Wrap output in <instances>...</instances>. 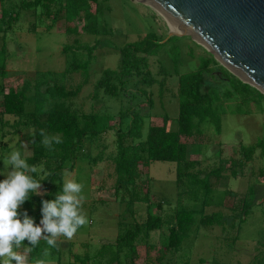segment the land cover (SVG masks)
Returning a JSON list of instances; mask_svg holds the SVG:
<instances>
[{"label": "rangeland", "instance_id": "obj_1", "mask_svg": "<svg viewBox=\"0 0 264 264\" xmlns=\"http://www.w3.org/2000/svg\"><path fill=\"white\" fill-rule=\"evenodd\" d=\"M20 2L0 0V14L3 8L14 14L12 11L19 7ZM99 8L98 34L83 32L81 27L84 21L81 19L69 22L60 18L52 29L47 30L46 24L38 25L40 19L35 9L22 10L18 20L0 34V49L4 45L7 48L6 90L10 87L21 88L28 82V95H33L37 87L45 85L47 81L64 84L68 88L75 87L83 82L84 76L81 72L63 73L69 59L63 53L64 46L94 44L98 41L99 46L91 59L88 82L83 84L79 95L69 101L71 107L79 113L109 112L115 116L113 123L118 124L120 109L142 102L148 110L143 126L144 137L151 124L164 122L166 114L176 124L179 113L178 73L195 70L201 56L207 54V49L186 34L170 40L157 55L151 56V70L159 80L148 88L151 101L138 93V88L144 86L135 82L128 85L131 88L129 94L124 93L119 99L103 93L94 97V84L103 69L120 65L122 46L149 31H155L160 38H165L171 29L166 17L140 0H100ZM49 22L46 20V23ZM74 26L80 28L78 33L68 30V27ZM174 44L180 47L178 64L170 51ZM78 54L80 60L87 58L85 51L80 50ZM213 68L215 72L207 75L206 83L209 88L219 87L222 90V75L217 66ZM51 102L48 98L47 107ZM151 102L153 105L148 107ZM215 104L221 107V132H216L213 123L204 122L200 125V133L182 137V141L188 144L190 158L199 160L197 167L203 172L223 167L219 177L210 178L213 190L209 196H202L199 190L198 198L185 196L179 199L177 163L153 160L149 166H141V177L137 180V191L144 195L149 189L151 203L135 201L129 204L128 197L121 199L115 194L116 173L111 158L116 150L114 131L103 134L95 141L88 140L85 157L76 160L74 170L64 173V181L73 180L81 185V193L78 194L81 199L80 214L86 217L87 222L71 238L55 237V246H47L46 264H68L76 253L94 257L104 244L106 254L103 261L100 259L98 263L100 257H94L89 264H109L107 259L113 255L107 243L115 241L120 233L126 231L127 225L133 226L137 221L146 220L150 209L170 219L179 203L197 210V224L180 247L168 252L159 262L161 239L168 233L165 226L153 230L149 237L141 234L133 255L124 248L119 256L120 264H264V156L257 149L253 158L247 161L241 150V145L249 146L259 139L264 140V100L260 102V109L253 100L242 102L238 95L226 97L221 94ZM239 107L243 112H232ZM26 109L33 111L34 104H26ZM3 119L7 123L0 129V159L12 150H20L27 158L32 154L29 136L35 131L34 128L16 125L17 118L12 115H4ZM99 153L103 159L91 163L89 157ZM57 163L51 156L46 161L47 168ZM7 171L9 168L0 162V178ZM37 193L44 196L46 190L38 188ZM158 202H162L161 210L156 207ZM245 204L249 208L247 215L243 216ZM213 212L224 214L222 225H199L201 213ZM41 220L42 215L39 224L35 225H41ZM42 233L46 238L50 236V233ZM11 264H15V261Z\"/></svg>", "mask_w": 264, "mask_h": 264}, {"label": "trees", "instance_id": "obj_2", "mask_svg": "<svg viewBox=\"0 0 264 264\" xmlns=\"http://www.w3.org/2000/svg\"><path fill=\"white\" fill-rule=\"evenodd\" d=\"M99 4L100 0H21L19 7L12 11L14 14L9 13L5 8L2 9L0 34L18 20L22 10L30 9L36 10L40 19L38 25L46 24L47 30L52 29L60 18L69 22L81 19L84 21L81 27L83 32L98 34L100 32ZM46 20L50 22L46 23ZM68 30L78 33L80 28L74 26L68 27ZM178 37L174 35L163 41L165 38H160L155 31H149L139 35L136 40L126 43L120 48V65L116 68L103 69L96 80L94 97L103 93L119 99L122 94H129L131 88L128 85L135 82L136 85L144 86L138 88V93L151 101V91L148 88L159 80L151 70L150 58L157 55L166 43ZM98 46V41L94 44L65 45L63 53L69 59L63 73L81 72L84 76L83 82L73 88H68L64 84L47 81L44 83V87H37L33 95H28L30 90L28 82H25L21 88L10 87L6 90L4 80L7 76V48L4 45L0 49V129L6 122L3 119L4 115L16 117V125L23 124L34 128L35 131L29 136L32 154L27 156V159L30 164L42 166L38 167L36 172H30L28 175L40 180L39 188L46 190V195L38 194L37 190L30 192L29 198L18 208L19 214L21 216L26 214L33 220L34 225L39 224L42 203L55 198L62 190L65 171L74 170L76 160L85 157L86 142L88 140L95 141L110 131H114L116 136V150L111 158L116 173L114 188L117 198L128 197L129 204L135 201L151 203L149 189L145 191L144 195H140L137 191V180L141 177V166L147 167L153 160L177 163L179 199H183L185 196L198 198L199 190L202 191V196H209L213 190L210 178L212 176L219 177L223 167L203 172L197 167L199 160L190 158L188 144L182 141V137L200 133V125L204 122L213 123L216 132H221L222 117L219 111L221 107L215 104L221 98V94L226 97L238 95L242 102L253 100L262 109L260 102L264 100V94L231 73L207 50V54L201 56L195 70L178 73L179 113L177 122L171 129L167 128V121L170 117L166 114L164 124H151L144 137L143 126L148 110L142 105V102L127 109H120L118 124L113 123L115 116L109 112L79 113L71 107L69 101L77 97L83 84L88 82L91 59ZM80 50L87 53L86 59L78 58ZM170 51L174 62L178 64L180 47L174 44ZM213 66H217L218 72L222 75L221 79L224 82L221 85L222 90L219 87L209 88L206 83L207 75H213L215 72ZM160 84L162 85L161 81ZM48 98L52 100L49 107H47ZM30 103L34 104L33 111L26 109V104ZM152 105L151 102L148 107ZM232 112H243V109L239 107ZM48 137L49 140H47ZM257 149H260L261 155L264 156V140L259 139L249 146L241 145L243 156L247 161L253 158ZM50 156L54 157L58 163L47 168L46 161ZM101 159H103L101 153L89 157L93 164ZM56 184L57 186H54ZM156 207L161 210L162 202H158ZM248 208L246 204L243 206V216L247 215ZM196 213L197 210L187 208L182 203H179L178 207L174 209L170 219L150 209L146 220L137 221L133 226L127 225L126 231L120 233L115 241L107 243L111 249V255H113L107 259V262L120 264L119 256L124 248H127L130 251H128L129 254L133 255L136 253L137 238L141 234L144 237H149L153 230H159L166 226L168 233L161 239L162 250L158 257L161 262L168 252L179 248L183 240L188 237L197 224ZM224 219L222 212L201 213L199 225H222ZM40 240V243L32 245L25 238L21 241L19 251L28 248L31 251L27 255L31 260H44L47 245L43 243V240L46 239L40 238ZM105 246L104 244L94 256L95 258L100 257L98 263H100V259L105 258ZM112 246L116 248L113 249ZM94 257L77 255L68 264H89Z\"/></svg>", "mask_w": 264, "mask_h": 264}, {"label": "water", "instance_id": "obj_3", "mask_svg": "<svg viewBox=\"0 0 264 264\" xmlns=\"http://www.w3.org/2000/svg\"><path fill=\"white\" fill-rule=\"evenodd\" d=\"M140 1L156 5L183 28L170 29L163 41L191 35L221 65L264 94V0Z\"/></svg>", "mask_w": 264, "mask_h": 264}, {"label": "clouds", "instance_id": "obj_4", "mask_svg": "<svg viewBox=\"0 0 264 264\" xmlns=\"http://www.w3.org/2000/svg\"><path fill=\"white\" fill-rule=\"evenodd\" d=\"M0 162L9 168L0 178V257H3L0 264H11L12 261L15 264H46L43 259L31 260L27 255L31 251L28 248L21 253V241L27 238L36 245L41 242L42 231L50 233L43 240L49 247L55 246L57 236L71 238L87 222L86 217L80 214L78 194L81 193V185L73 180L64 181L60 193L53 200L42 203L41 225H34L26 214H19L18 208L29 198L30 192L40 187V180L28 173L36 172L42 166L30 164L20 150H12Z\"/></svg>", "mask_w": 264, "mask_h": 264}, {"label": "bare ground", "instance_id": "obj_5", "mask_svg": "<svg viewBox=\"0 0 264 264\" xmlns=\"http://www.w3.org/2000/svg\"><path fill=\"white\" fill-rule=\"evenodd\" d=\"M148 1V0H147ZM148 3H151L150 1H148ZM154 5V4H153ZM154 7H156V9L159 11V13H161L164 17H166L167 18V20L169 21V23H170V26H171V29L173 30V31H182L183 30V28H181V27H179V26H177L176 24H174L172 21H171V19L165 14V13H163L156 5H154Z\"/></svg>", "mask_w": 264, "mask_h": 264}, {"label": "crops", "instance_id": "obj_6", "mask_svg": "<svg viewBox=\"0 0 264 264\" xmlns=\"http://www.w3.org/2000/svg\"><path fill=\"white\" fill-rule=\"evenodd\" d=\"M159 124H160V123H159ZM162 124H164V122H163ZM162 124H160V125H162ZM174 126H175V123H172L171 119H169V120L167 121V128H168V129H171V128H173ZM41 238H45V239H47V238L44 236L43 233H41ZM47 246H48V245H47ZM100 248H101V246H100ZM77 255H80V254H77V253L74 254L73 259L70 260V262L73 261ZM80 256H81V255H80ZM68 263H69V262H68Z\"/></svg>", "mask_w": 264, "mask_h": 264}]
</instances>
